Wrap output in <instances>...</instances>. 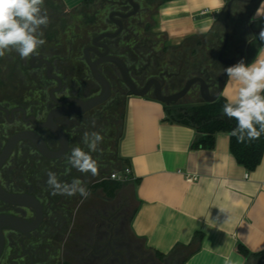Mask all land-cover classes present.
Segmentation results:
<instances>
[{
    "label": "flooded vegetation",
    "instance_id": "flooded-vegetation-1",
    "mask_svg": "<svg viewBox=\"0 0 264 264\" xmlns=\"http://www.w3.org/2000/svg\"><path fill=\"white\" fill-rule=\"evenodd\" d=\"M132 2L139 5L136 13H133L135 7ZM132 2L85 0L76 7L67 8L62 0H45L43 7L50 24L42 29L46 43L38 49L39 55L21 59L13 50L0 58V157L9 151V156L0 167V187L7 194L34 196L43 205L40 224L28 234L9 228L3 230L5 244L0 264H49L47 258L61 241L63 252L67 244L72 243V247L68 245L66 250H73L74 242L79 246L80 240L88 242L90 231L82 233L80 230L91 228L92 208L96 207L97 212L103 208H97L95 199L88 202L89 209L83 211L81 207L84 208L82 205L88 197L79 194L51 195L46 184V172H55L68 182L80 178L92 192L90 186L102 179L90 182L91 174H82L71 168L65 159L73 147L87 151L82 143L83 133L98 131L106 139L104 128L120 125L121 112L126 110L129 99L135 96L133 89L144 92L146 98L155 99L158 87L162 96H171L180 92L189 79L202 77L196 73L186 78V51L181 44L171 45L180 50L168 53L170 45L157 49L158 44L148 35L153 34L152 26L149 31L146 30V26L151 25L148 19L157 16L162 0ZM154 23L156 25V19ZM242 45L241 35L236 44L228 46L225 57L240 58V53L245 54L246 50ZM107 57L119 58L125 64L132 86L125 82L121 68L107 61ZM91 65H96L98 73L107 80L110 92L103 102L85 111V102L106 94V88L95 78ZM224 68L227 66L223 65ZM205 77L211 92H215L218 79ZM193 94H198L202 101L199 85H195L180 99L179 104L194 102L190 99ZM62 108L68 113L60 115ZM52 113L56 115L55 125L67 136L66 155L58 159L44 157L38 152V143L30 139L33 137L38 141L40 135L52 152L64 148L62 142L43 127ZM114 116L118 118V124L111 123V120L117 119ZM120 136L121 133L118 139ZM99 148L103 149V142ZM92 155L99 161L95 153ZM98 163L99 170L105 173V164ZM97 192L105 196L100 190ZM118 197L119 192L115 198L105 196L101 199L106 202ZM80 210L83 211V219L78 223V230L73 231ZM0 215L16 217L32 225L37 219L33 209L1 199ZM109 223V229L100 225L94 231L93 253L107 259L104 264H113L114 260L121 264L120 257L115 256L112 249L123 254L126 264H168L137 248L131 240L124 239L123 232ZM81 246L88 249L85 244ZM51 263L58 264L56 261Z\"/></svg>",
    "mask_w": 264,
    "mask_h": 264
},
{
    "label": "crops",
    "instance_id": "crops-1",
    "mask_svg": "<svg viewBox=\"0 0 264 264\" xmlns=\"http://www.w3.org/2000/svg\"><path fill=\"white\" fill-rule=\"evenodd\" d=\"M62 1L73 8L85 0ZM229 1L169 0L158 11L156 29L178 46L217 29ZM262 2L249 13L246 28L253 33L246 64L264 49L260 45L255 54L249 52L264 27V18L252 19ZM227 81L223 98L231 91ZM166 118L165 106L155 99L133 96L126 106L117 155L120 167L132 170L133 180L120 189L135 204L131 234L146 252L167 256L168 264L254 263L238 247L264 253V155L248 171L231 153L226 133L216 135L213 149H194L195 130Z\"/></svg>",
    "mask_w": 264,
    "mask_h": 264
},
{
    "label": "clouds",
    "instance_id": "clouds-1",
    "mask_svg": "<svg viewBox=\"0 0 264 264\" xmlns=\"http://www.w3.org/2000/svg\"><path fill=\"white\" fill-rule=\"evenodd\" d=\"M44 4L45 0H0V58L13 50L21 59L39 55L38 49L46 43L42 29L50 24ZM257 18H264V2L252 19L255 21ZM258 38L264 45V27ZM223 72L228 76L231 91L224 92L226 103L222 112L237 122L227 134V141L230 142L232 137L242 144L258 140L264 133V49L250 64L241 59L224 68ZM103 140L100 132L85 131L82 143L87 151L81 147L71 148L70 154L65 157L67 164L82 174L98 175L99 165L92 154L100 150ZM46 175L51 195L79 194L84 198L91 195L80 178L68 182L52 171H47ZM112 178L117 179V174L114 173Z\"/></svg>",
    "mask_w": 264,
    "mask_h": 264
},
{
    "label": "trees",
    "instance_id": "trees-1",
    "mask_svg": "<svg viewBox=\"0 0 264 264\" xmlns=\"http://www.w3.org/2000/svg\"><path fill=\"white\" fill-rule=\"evenodd\" d=\"M167 1L169 0H162L161 4H164ZM258 2L252 4L236 2L233 7L230 26L235 21L236 17L238 26H240L242 30H245L249 21V13L252 11V6ZM150 28L151 25L146 26L147 31H149ZM242 30L239 29V32L237 33L238 35H235L231 30L229 43L230 46L231 44H236L238 42V39L242 34ZM224 31L225 28L223 22V26L220 24L217 29H213L209 33L198 37V41L196 44H199L200 47L205 46V49L202 48L197 54H195L194 51H191L190 55H192V57H188L189 50L185 48L187 55L186 62L188 65V67L186 68V73L189 72L186 78H189L196 73H200L198 75L202 76L204 79L206 78L205 76H209L213 80L218 79L219 75L223 71V64L219 62L218 57L224 42ZM248 38L250 40L252 36H249ZM253 39L254 40H252L249 47V52L251 54H255L258 47L262 45L258 37H254ZM191 40H193V38L184 41V43ZM225 103L226 99L220 96L219 99L214 103L194 101L183 103L177 107L165 106L167 115L166 121L193 128L196 132V136L193 141L192 148L211 150L215 147L216 135H218L219 133L228 134L233 128L236 127L237 122L234 119H229L227 116L223 115L222 109ZM124 120L125 110L121 115L122 131L121 136L119 137L117 142L115 153L116 160L118 162L121 161L117 155V151L119 141L124 132ZM258 127L259 126L257 125V128ZM230 151L240 165L244 166L248 171H254L260 164L264 155V133L261 134V137L258 140L246 142L243 144L238 143L236 138L232 137L230 140ZM120 166L121 162L117 165L116 171H122L126 167L125 165H122V167ZM124 184L125 183L112 181L108 176L107 178L102 179L100 182H97L96 184L90 186V188L94 193L100 190L105 194L107 198H115L116 194L120 191ZM131 219L132 217L130 218V220ZM238 250L246 259L253 258L254 263L252 264H264V253H251L243 245H239ZM155 257L161 262L166 261L167 259V256L159 252L155 253ZM64 264L69 263L65 262Z\"/></svg>",
    "mask_w": 264,
    "mask_h": 264
},
{
    "label": "water",
    "instance_id": "water-1",
    "mask_svg": "<svg viewBox=\"0 0 264 264\" xmlns=\"http://www.w3.org/2000/svg\"><path fill=\"white\" fill-rule=\"evenodd\" d=\"M258 1H260V0H230L228 2L226 10H225L224 19H223L224 28H225V37H224V42H223V45H222V48L220 50L219 57H218L219 62L221 64L229 67V66L236 64L241 59H244V56H245L244 52H241L240 58H226L225 57L226 51H227L229 43H230V37H231L230 23H231L234 4L236 2L252 4V3H255ZM131 2H132V0H131ZM132 4L135 7V12H133V13H136V11L139 8V5L136 3H133V2H132ZM252 33H253V31L251 30V27H247L242 32V34H241L243 37L242 48H246V46L248 44V40H249L248 35L252 34ZM107 61H112V62L116 63L122 70V75H123L125 82L128 85L132 86V82H131L130 77L128 75V71L126 69L125 64L119 58H116V57H107ZM91 67H92V71H93L95 78L106 88V94L100 98L91 99L88 102H85L84 103V110L85 111L92 109L96 105L103 102L109 96V92H110L109 91V84H108L107 80L100 73H98V71L96 70V65H91ZM227 78H228V76L224 72H222L219 75V77H218V88L213 93L210 90V85L202 77H194V78L189 79L187 81L185 87L180 92H178L174 95H171V96H162L161 93L159 92V87H158V90H157V93L155 96V100H157L158 102L162 103L164 106H167V107L180 106L181 105V104H179L180 99L185 97L189 93V91L191 90V88L193 86L199 85V90H200V94L202 97V102L214 103L221 96V94L224 90V86H225V82H226ZM133 95L138 96V97H145L144 92H137L135 89H133ZM59 111H60V115L68 113V112H66V109H64V108L60 109ZM54 117H56V115L55 114L53 115V113H52L49 116L47 123L44 124L43 127L47 128L49 130V132L57 140L62 142V144L64 145V148L61 151L52 152L48 148L44 139L40 135H38V141L35 140V138L30 137L28 135L23 136V137H30V139L32 141H34L36 144L38 143V152L48 159L62 158L66 155V151H67V147H66L67 136L63 132L62 129H60L59 127H57L55 125ZM8 156H9V151H6L2 154V156L0 157V167L2 166L4 161H6ZM0 199L3 202L21 205V206L33 209L37 213V219H36V222L34 225H32V224H30V223H28L22 219L16 218V217H12L9 215H0V256H1L3 249H4V244H5V237H4L3 230L5 228H9V229H12L14 231H17V232H20L23 234H28L33 229V227H36L37 225L40 224V222L42 220V216H43V205L34 196H31L28 194H23V195L7 194L6 192H4L1 189V187H0ZM112 251H113V254L115 256L120 257L121 264H126L125 258H124L122 253L115 252L113 249H112Z\"/></svg>",
    "mask_w": 264,
    "mask_h": 264
},
{
    "label": "rangeland",
    "instance_id": "rangeland-1",
    "mask_svg": "<svg viewBox=\"0 0 264 264\" xmlns=\"http://www.w3.org/2000/svg\"><path fill=\"white\" fill-rule=\"evenodd\" d=\"M224 18V17H223ZM222 18V20H223ZM156 17L154 16L153 18H149L148 20H150L151 22V26H152V31L153 34L149 33L148 35L158 44L157 49H161L166 45H170V43L168 42V40L166 39V37L164 35H162L160 32L157 31L156 29V25L154 23ZM147 20V19H146ZM221 25L223 26V21H221ZM239 29L242 30V28L240 26H238L237 24V18L235 17V21L232 23L231 25V30L233 31V33L235 35H238L237 33L239 32ZM244 30H242L243 32ZM225 32V31H224ZM225 35V34H224ZM201 37V36H199ZM198 37H195V39L193 38V40L188 41V42H183L181 48H187L189 51V56L188 57H192V55H190L191 51H194L195 54L199 53L200 50L202 48L205 49V46L200 47L199 44H196L198 39ZM184 44V45H183ZM169 51L168 53H176L179 50L176 48H172L171 45L168 47ZM165 50H167V48L165 47ZM187 56V55H186ZM187 57V58H188ZM189 74L186 73V76ZM191 74V73H190ZM196 95V94H195ZM194 94L191 95L192 97L190 98L192 101L195 102H200L201 100L199 99V95L197 94L195 96ZM124 110L121 112V114H123ZM115 117V116H114ZM117 118V117H115ZM121 120H120V125L118 127L113 128L111 125H107L106 128H104L105 130V138L103 140V149L96 152L95 154L98 156L97 158H99L97 162H101L100 164H105V173L101 172V170H99V174L96 176H92L90 182H94V181H100L103 178H107L110 174H112L113 172H115L117 170V165H118V161L116 160V143L118 142V136L120 135L121 131H122V126H121ZM111 123H119L118 122V118L115 120H111ZM114 125V124H113ZM112 135V136H110ZM99 164V163H98ZM91 195L88 196V198L86 199L85 203L82 205L84 206L81 207L82 210H88L89 206H88V202H93V200L96 201L97 208L98 207H102L103 210L99 209V211L97 212V210L94 208H92L91 213L93 214L91 216V222H93V224L91 223V228L90 227H84L85 229L80 230L82 233H84L83 231L89 230L90 231V235H89V241L86 242L84 240V243L82 240H80V246L77 243H73L74 248H72L73 250H66L68 245H71L72 247V243L65 245V251H62V246L64 245L62 243V241L60 242V244H58L57 246H55V250L53 251L52 255L49 256L47 258V262L49 264H52L51 261H56V263L58 264H62L63 262H70V264H83V262H86L87 264H104L105 260L107 261V259H103L101 257V255L99 253H93V248L95 247V239H94V231L97 230V227L100 225H103L104 228L109 229V221L111 222V224H115V227L118 230H121L123 233V237L124 239H128L131 240L133 243H135L136 247L143 250L144 252V245L142 243V241H139L137 239H135L131 232H130V218L131 215L133 213V210L135 208V204L134 201L132 200V197L129 194H124L123 192L120 193L119 191V197L114 200V201H103L101 198H104L105 196H103V194L97 192V193H93L90 192ZM120 194L122 197H120ZM123 194V195H122ZM105 206H108V208H104ZM82 210H80L78 212V215L76 217V226L74 227L73 231H77L78 229V223L81 222V220L83 219V214H82ZM107 215V216H106ZM72 225V223L70 224V226ZM96 229V230H95ZM86 234V233H85ZM65 235V233H64ZM68 235V232L66 233V236ZM71 236V233L69 234V237ZM87 238V237H86ZM64 242V241H63ZM69 243V242H67ZM84 245L89 249H83V247L81 245ZM70 247V248H71ZM88 250V251H87ZM97 252H99V249H96ZM123 251L125 253H128L125 249H123ZM66 253V254H65ZM68 253L71 255H68ZM85 253V254H83ZM148 253V252H147ZM149 255L151 257H155L154 254L149 253ZM44 257V255H43ZM102 258V259H100ZM156 261V260H155ZM157 262V261H156ZM113 264H120L117 260H114L113 262H111Z\"/></svg>",
    "mask_w": 264,
    "mask_h": 264
},
{
    "label": "built area",
    "instance_id": "built-area-1",
    "mask_svg": "<svg viewBox=\"0 0 264 264\" xmlns=\"http://www.w3.org/2000/svg\"><path fill=\"white\" fill-rule=\"evenodd\" d=\"M117 174V179H113V174ZM109 179L116 182L127 183L133 180L132 170L130 167L126 166L122 171H115L109 175ZM195 178H188V181H193Z\"/></svg>",
    "mask_w": 264,
    "mask_h": 264
}]
</instances>
